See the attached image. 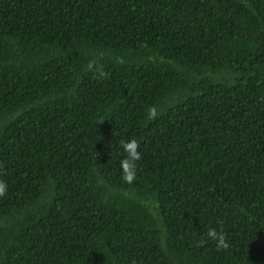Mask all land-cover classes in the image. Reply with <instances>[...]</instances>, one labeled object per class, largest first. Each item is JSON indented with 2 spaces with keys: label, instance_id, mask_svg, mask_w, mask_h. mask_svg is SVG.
<instances>
[{
  "label": "trees",
  "instance_id": "16d2710c",
  "mask_svg": "<svg viewBox=\"0 0 264 264\" xmlns=\"http://www.w3.org/2000/svg\"><path fill=\"white\" fill-rule=\"evenodd\" d=\"M0 180V264H264V0H0Z\"/></svg>",
  "mask_w": 264,
  "mask_h": 264
},
{
  "label": "clouds",
  "instance_id": "9594fccd",
  "mask_svg": "<svg viewBox=\"0 0 264 264\" xmlns=\"http://www.w3.org/2000/svg\"><path fill=\"white\" fill-rule=\"evenodd\" d=\"M148 119L154 120L158 116V110L155 106H149ZM121 147L126 153L125 157L120 161L122 178L126 183H132L136 179L137 165L142 159V154L139 151L140 142L135 138L121 142ZM7 192V184L0 180V197L5 196ZM207 237L216 242L217 250H224L229 247L227 237L222 231H217L216 228H209L206 233Z\"/></svg>",
  "mask_w": 264,
  "mask_h": 264
}]
</instances>
